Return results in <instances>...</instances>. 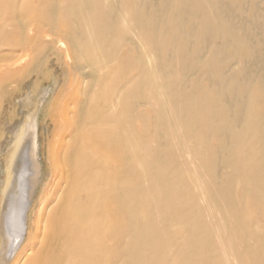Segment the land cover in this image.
<instances>
[{
  "label": "bare ground",
  "instance_id": "obj_1",
  "mask_svg": "<svg viewBox=\"0 0 264 264\" xmlns=\"http://www.w3.org/2000/svg\"><path fill=\"white\" fill-rule=\"evenodd\" d=\"M18 95L0 264H264V0H0Z\"/></svg>",
  "mask_w": 264,
  "mask_h": 264
},
{
  "label": "rangeland",
  "instance_id": "obj_2",
  "mask_svg": "<svg viewBox=\"0 0 264 264\" xmlns=\"http://www.w3.org/2000/svg\"><path fill=\"white\" fill-rule=\"evenodd\" d=\"M56 74H58V71H56ZM42 84L45 85L48 81L47 80H41ZM28 86L26 87V90L30 91V89L32 90V85L31 83L30 84H27ZM30 86V87H29ZM23 96V97H22ZM52 95L49 93V95L44 99V104H45V107L47 105H49L48 103L51 102V97ZM25 96L24 95H18V99L16 98L15 101L13 102L12 105L8 106V108H6L5 110V113H4V117H3V121H6V125L8 123V120H12L11 123L14 124L12 127H6L5 128V132H4V145L6 147H4V145H2L1 149H0V182L1 180L4 179V174H3V167H4V161H3V157H4V154L6 153L7 149H8V146H7V143H8V136L11 137V130L14 129L22 120H23V116H24V113H20V110L22 109V102H24L25 100L23 99ZM20 98V99H19ZM21 100V101H20ZM24 100V101H23ZM16 102V103H15ZM26 103V102H25ZM27 104V103H26ZM16 110V111H15ZM13 113V114H12ZM19 116V117H18ZM16 121V123H15ZM19 121V122H18ZM9 128V129H8ZM8 130V131H7ZM51 130V129H50ZM6 135V137H5ZM9 139V138H8ZM7 140V142H6ZM4 148V149H3ZM46 147H44L45 149ZM5 152V153H4Z\"/></svg>",
  "mask_w": 264,
  "mask_h": 264
}]
</instances>
